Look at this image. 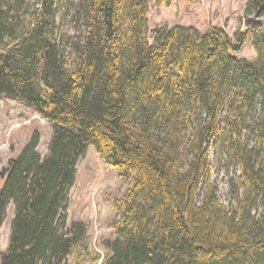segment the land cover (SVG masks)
Returning a JSON list of instances; mask_svg holds the SVG:
<instances>
[{"label":"trees","instance_id":"1","mask_svg":"<svg viewBox=\"0 0 264 264\" xmlns=\"http://www.w3.org/2000/svg\"><path fill=\"white\" fill-rule=\"evenodd\" d=\"M153 2L171 0H80L69 48L57 0L31 13L0 0V100L54 127L44 159L35 132L0 173V222L15 206L1 264L84 263L87 227L62 211L90 144L129 182L110 200L119 219L103 264H264V0H248L257 20L236 40L216 26L151 31ZM249 39L255 60L235 55ZM211 143L240 172L231 208L211 185L198 201Z\"/></svg>","mask_w":264,"mask_h":264},{"label":"rangeland","instance_id":"2","mask_svg":"<svg viewBox=\"0 0 264 264\" xmlns=\"http://www.w3.org/2000/svg\"><path fill=\"white\" fill-rule=\"evenodd\" d=\"M80 0H57L60 9L57 20L60 24L59 37L71 43L83 30L82 22L75 10ZM24 11L37 10L39 0H21ZM248 0H171L170 3H151L149 19L151 31L159 26L173 27L184 25L195 27L206 33L212 26L225 29L233 40L238 31H246L248 23L256 18L245 16ZM150 42L154 43L153 33ZM239 58L255 60L257 52L249 39L244 48L235 53ZM40 135L39 151L44 159L49 151L54 127L51 122L41 117L23 103L12 100H0V173L8 166L11 159L17 158L31 140L33 134ZM187 151H185L186 153ZM210 172L198 193L200 202L208 185H211L219 200L228 208L234 205V191L240 177L239 169L231 162L228 150L217 148L211 143L207 149ZM2 180H0V185ZM129 182L119 176L117 169L110 168L99 155L96 146L90 144L87 153L79 160L77 179L67 190V202L63 213L67 216L68 226L83 222L87 227L81 250L85 254L83 264H103L109 251L108 241L116 238V221L119 214L110 202L122 197ZM15 206H8L7 214L0 222V264L1 253L7 250ZM65 264H77L75 253H71Z\"/></svg>","mask_w":264,"mask_h":264}]
</instances>
